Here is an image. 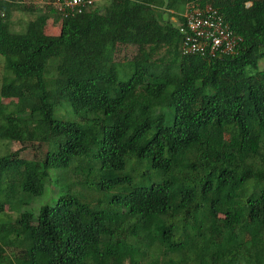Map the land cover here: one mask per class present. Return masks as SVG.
I'll use <instances>...</instances> for the list:
<instances>
[{"label":"trees","instance_id":"trees-1","mask_svg":"<svg viewBox=\"0 0 264 264\" xmlns=\"http://www.w3.org/2000/svg\"><path fill=\"white\" fill-rule=\"evenodd\" d=\"M103 1L0 0V98L36 104L0 110V264H264V0H183L239 37L224 57L181 55L174 0Z\"/></svg>","mask_w":264,"mask_h":264},{"label":"built area","instance_id":"built-area-1","mask_svg":"<svg viewBox=\"0 0 264 264\" xmlns=\"http://www.w3.org/2000/svg\"><path fill=\"white\" fill-rule=\"evenodd\" d=\"M100 0H27L37 9H52L62 18L79 15L93 9ZM184 28L181 35V55L200 57H224L235 53L240 42L223 25L217 12L209 5L202 8H186L183 14Z\"/></svg>","mask_w":264,"mask_h":264},{"label":"rangeland","instance_id":"rangeland-1","mask_svg":"<svg viewBox=\"0 0 264 264\" xmlns=\"http://www.w3.org/2000/svg\"><path fill=\"white\" fill-rule=\"evenodd\" d=\"M104 5V1L103 2H97L96 6L101 8ZM173 10L175 13L182 15L184 13V4H183V0H174V5H173ZM35 14H29V13H24V12H12L11 13V17H10V30L13 33L16 34H20V33H25L27 31V28L29 26V22H33V19ZM46 15V18L43 19V21L39 24L40 26V30L42 34H46V35H57L58 34V30H59V21L57 19V17H55L54 15H50L48 16ZM175 20V19H174ZM131 51L128 50V54L127 57H130V53ZM2 64H3V59L0 57V76L2 75ZM261 64H259L260 66ZM33 101H26V99H23L20 102H10L7 100H3L0 98V110H2L5 114L7 115H11L12 117L14 115L21 116L22 118L28 117L30 115V110L32 108H34V104L30 103ZM18 106V107H17ZM36 106V104H35ZM66 108L67 106L64 105ZM64 107V108H65ZM68 114H62L61 112L58 111L57 108H55L53 117L56 119H62V120H66V121H74V118H72V115H69V111L67 110ZM19 114V115H18ZM2 148H0V151H14L18 148V146L16 144H3L1 145ZM22 157L29 159L31 157L30 152H25L22 154ZM67 171L64 170H56L53 171L52 173H50V175L52 174L54 178V176H58L57 178L54 179H58L57 181H55L52 185H50L49 187H47L45 189V198L47 196L48 199H50L51 197H54V194L56 193V190L59 189L60 186H62V184L60 183V180L65 173ZM57 188V189H56ZM54 193V194H53ZM59 193V192H58ZM60 194V193H59ZM44 197L40 198V199H34L33 201H31L29 203L28 206L24 207L23 210L25 211H29L30 213H32L33 215L36 214L37 208L39 205H41L42 203H45L46 200ZM4 211H6V208H4ZM7 213V212H5ZM9 213V212H8ZM4 214H0V219L5 218L3 216ZM12 218L14 217V214H12L11 216Z\"/></svg>","mask_w":264,"mask_h":264},{"label":"crops","instance_id":"crops-1","mask_svg":"<svg viewBox=\"0 0 264 264\" xmlns=\"http://www.w3.org/2000/svg\"><path fill=\"white\" fill-rule=\"evenodd\" d=\"M170 20H171V21H173V19H172V18H170Z\"/></svg>","mask_w":264,"mask_h":264}]
</instances>
